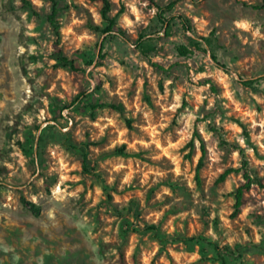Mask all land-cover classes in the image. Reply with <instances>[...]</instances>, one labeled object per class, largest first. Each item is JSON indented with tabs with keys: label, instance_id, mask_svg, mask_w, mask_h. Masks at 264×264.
<instances>
[{
	"label": "rangeland",
	"instance_id": "obj_1",
	"mask_svg": "<svg viewBox=\"0 0 264 264\" xmlns=\"http://www.w3.org/2000/svg\"><path fill=\"white\" fill-rule=\"evenodd\" d=\"M55 2L79 71L51 1L0 0V264H264L263 0Z\"/></svg>",
	"mask_w": 264,
	"mask_h": 264
},
{
	"label": "trees",
	"instance_id": "obj_2",
	"mask_svg": "<svg viewBox=\"0 0 264 264\" xmlns=\"http://www.w3.org/2000/svg\"><path fill=\"white\" fill-rule=\"evenodd\" d=\"M51 1L52 3V7H51V11L49 12V14L47 15V19H48V22L50 24V26L52 27L53 29V32L56 36V39L54 40L53 42V57L56 59L57 61V65L58 66H63V67H69L73 70H76V71H79L80 69L76 66L75 64V61L74 59L71 57V56H67L64 54L63 52V49L60 45V24L57 20V14H58V8L56 6V2L55 0H49ZM104 4V8H103V14L106 15L107 11L110 9V2L109 0H101ZM28 4H30V1H27ZM172 4L168 5L166 8H170ZM264 7V0H263V3L261 5H255L254 8H262ZM160 10H163L162 7H160ZM157 17H158V20L161 22L162 26H165L166 30H168V27H169V20L163 16V13L160 11L158 12L157 14ZM179 18H180V22L185 30V34L183 35L186 39H190V37H188L186 35V32L187 31H193V27H192V24H191V21L183 16V15H179ZM113 26H114V20L110 19L109 20V24L104 28L102 29V32L103 33H109V32H112L113 31ZM168 32V31H166ZM144 37V36H141V38ZM137 44L138 46L140 47L142 45L141 43V40H138L137 41ZM179 53L181 55H187L190 53V50L187 48L186 45H179L177 47ZM100 58H102V55H100ZM212 58L216 61L217 58L215 55H212ZM218 66L221 67L222 69L224 70H227L226 68V65L223 64V63H220L218 61H216ZM88 64H92V60L89 61ZM95 82L99 83L100 80L98 78L97 75H93L92 77ZM244 84H251L254 80L253 79H246V80H242ZM91 106L93 108L96 107V105H93L91 104ZM114 108L116 109H121L120 106L118 105H114ZM127 123L130 124V120L127 119ZM199 141H200V149H201V156L199 157V160H198V164H197V168H196V179L198 182H200V168L202 167V164H203V157H204V153L206 151L205 149V144L203 142V140L198 137ZM40 140V138H38V141ZM189 146H190V152L194 149V140L192 139L190 142H189ZM82 149V152L84 153L83 154V160L84 162L86 161V150H87V145L85 143H83L80 147ZM114 153L115 154H118V155H123V156H131L133 155V153L131 152H128L126 150V147L125 145H121L119 147H117L115 150H114ZM84 164V163H83ZM84 166L86 167V164H84ZM237 169H234V168H229L227 170H225V172H223L218 181H222L225 179L226 175L231 172V171H235ZM244 174V177L247 179V181L240 185L239 187H237L236 191H235V194H234V212L232 214V216L236 215L239 210H240V207L242 205V198H243V194L245 191H247L249 188H250V176H248V174L246 172L243 173ZM22 203L24 205V207L26 209H28L29 211H31L34 215H38L40 213V206L32 201H29V200H26V199H22ZM196 237H192V239H195ZM214 245V248L216 249L217 251V254H218V257L221 259V264H225V261H224V257H223V252L224 253H231L232 252V249L230 248L229 245H223V246H219L217 243H213Z\"/></svg>",
	"mask_w": 264,
	"mask_h": 264
}]
</instances>
